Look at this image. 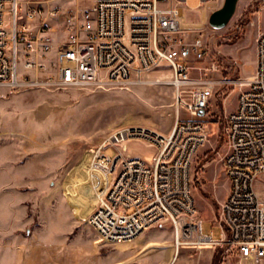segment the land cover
<instances>
[{"label": "built area", "instance_id": "built-area-1", "mask_svg": "<svg viewBox=\"0 0 264 264\" xmlns=\"http://www.w3.org/2000/svg\"><path fill=\"white\" fill-rule=\"evenodd\" d=\"M186 3L94 0L80 22L76 13L50 0H0V85L124 86L148 72L171 69L174 124L167 132L147 124L111 130L94 151L81 187L88 222L109 242L136 238L168 222L177 247L237 248L243 264H264V31L257 39L254 71L237 78L208 77L207 70L215 74L219 67L193 63L208 49L204 34L195 30L197 22L187 18ZM61 16L68 35L57 39L53 20ZM195 68L199 75L193 74ZM219 84L237 86L238 103L226 115L229 191L220 206L223 237L217 239L203 232L194 162L210 137L211 126L202 116ZM182 108L189 117L181 116ZM131 139L157 148L151 161L123 153L120 147ZM109 146L118 150L114 156L105 151Z\"/></svg>", "mask_w": 264, "mask_h": 264}, {"label": "rangeland", "instance_id": "rangeland-1", "mask_svg": "<svg viewBox=\"0 0 264 264\" xmlns=\"http://www.w3.org/2000/svg\"><path fill=\"white\" fill-rule=\"evenodd\" d=\"M224 0H187V18L204 34L207 54L195 65L218 64L208 77H240L253 71L257 39L264 31V0H238L221 28L209 16ZM82 21L93 0H50ZM202 9L200 10V8ZM53 20L58 39L67 37L65 22ZM199 75V69H193ZM172 71L154 70L124 86L96 84L60 88H11L0 85V264H211L214 246L178 247L173 227L165 222L128 240L106 241L88 222L86 195L94 151L112 129L147 124L169 131L176 120ZM238 87L216 85L206 113L209 140L194 162V192L203 232L223 237L221 202L229 191L224 159L228 152L226 115L236 108ZM181 116L189 117L184 108ZM220 120L214 122V118ZM152 160L157 148L141 139L120 147ZM114 156L118 150L105 149ZM70 182L71 185H68ZM82 182V183H81ZM71 186V187H70ZM82 187V188H81ZM232 249L221 252L227 264H243ZM215 256V255H214ZM264 263V260H263ZM249 264H253L252 262Z\"/></svg>", "mask_w": 264, "mask_h": 264}, {"label": "water", "instance_id": "water-1", "mask_svg": "<svg viewBox=\"0 0 264 264\" xmlns=\"http://www.w3.org/2000/svg\"><path fill=\"white\" fill-rule=\"evenodd\" d=\"M238 0H224L222 6L213 10L209 16L212 27L221 28L225 26L237 7Z\"/></svg>", "mask_w": 264, "mask_h": 264}, {"label": "crops", "instance_id": "crops-1", "mask_svg": "<svg viewBox=\"0 0 264 264\" xmlns=\"http://www.w3.org/2000/svg\"><path fill=\"white\" fill-rule=\"evenodd\" d=\"M93 2H94V0H93ZM184 7V10L186 11V13L189 11V8H187L186 6H183ZM202 9V7L200 8V10ZM57 38V37H56ZM58 39V38H57ZM255 68H256V58H255V60H254V64H253V71L255 70ZM216 248H214L213 250H211V249H209V253H210V261H211V264H213V260H214V255H215V250L218 248V249H220L221 248V250L223 249V248H225V247H222V246H215ZM225 250H226V248H225ZM227 263H229V260L227 259L226 260V258L224 257L223 258V262L221 263V264H227Z\"/></svg>", "mask_w": 264, "mask_h": 264}, {"label": "trees", "instance_id": "trees-1", "mask_svg": "<svg viewBox=\"0 0 264 264\" xmlns=\"http://www.w3.org/2000/svg\"><path fill=\"white\" fill-rule=\"evenodd\" d=\"M213 120H214V122H217V121H219L220 119L216 117V118H214ZM225 248H226V247H225ZM225 248H223V249L221 250V252H222V251L224 252ZM219 250H220V249H219ZM231 251H232L233 254H238V249H237V248H234V249H232ZM223 258H224V255H219V256H217V254L215 253L214 260H213V264H221V263L223 262Z\"/></svg>", "mask_w": 264, "mask_h": 264}, {"label": "bare ground", "instance_id": "bare-ground-1", "mask_svg": "<svg viewBox=\"0 0 264 264\" xmlns=\"http://www.w3.org/2000/svg\"><path fill=\"white\" fill-rule=\"evenodd\" d=\"M178 247L176 248V251H175V253H174V255H173V260L176 258V255H177V253H178Z\"/></svg>", "mask_w": 264, "mask_h": 264}]
</instances>
